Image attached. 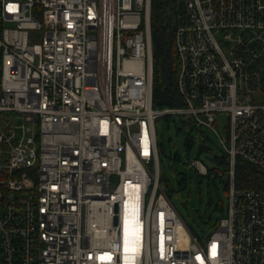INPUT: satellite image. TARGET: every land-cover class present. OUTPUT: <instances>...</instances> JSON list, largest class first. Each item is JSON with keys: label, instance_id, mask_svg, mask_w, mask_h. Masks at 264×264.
Instances as JSON below:
<instances>
[{"label": "built area", "instance_id": "2783aa9c", "mask_svg": "<svg viewBox=\"0 0 264 264\" xmlns=\"http://www.w3.org/2000/svg\"><path fill=\"white\" fill-rule=\"evenodd\" d=\"M182 2L179 102L155 108L151 0H0V264H264V187L234 172L264 173V0ZM172 114L228 156L202 238L159 182L155 122Z\"/></svg>", "mask_w": 264, "mask_h": 264}, {"label": "rangeland", "instance_id": "374dc122", "mask_svg": "<svg viewBox=\"0 0 264 264\" xmlns=\"http://www.w3.org/2000/svg\"><path fill=\"white\" fill-rule=\"evenodd\" d=\"M227 117L228 113L225 111L215 114L213 126L222 137L226 136ZM155 130L161 147L160 185L169 192L172 203L186 222L197 232L209 235L214 229L210 226L224 214L220 205L226 206L229 181V176L225 173L228 166L218 160L222 153L218 138L204 125L196 128L187 115L183 116V120L176 114L162 115L155 122ZM202 136L205 138L203 145ZM186 139L191 140L189 149L184 144ZM196 158L207 167L206 174L188 164L189 160ZM216 171L221 176L216 175ZM117 181V176L111 175L110 189Z\"/></svg>", "mask_w": 264, "mask_h": 264}, {"label": "trees", "instance_id": "16d2710c", "mask_svg": "<svg viewBox=\"0 0 264 264\" xmlns=\"http://www.w3.org/2000/svg\"><path fill=\"white\" fill-rule=\"evenodd\" d=\"M183 14L182 0H151V16L150 26L152 34V48H153V98L152 103L155 108H167L176 105L179 98L175 86V71H176V57L172 45L169 29L173 26L170 24L174 17L176 20ZM183 120V117L180 120ZM205 138L201 139L203 145ZM158 144V142H157ZM186 149L191 146V140L186 139ZM161 147L158 145V154ZM218 160L224 165H228V156L222 150L221 156ZM217 172V171H216ZM235 184L238 187H264V173L257 168L248 164L247 162L237 158L235 161ZM221 176V175H218ZM185 179L183 178V183ZM228 191V186L226 192ZM169 193V192H168ZM226 206L220 205V209L225 212ZM182 216V215H181ZM183 218V217H182ZM184 219V218H183ZM190 232L204 237L203 232H197L190 224L186 222ZM216 222L211 225L212 229L216 226Z\"/></svg>", "mask_w": 264, "mask_h": 264}]
</instances>
